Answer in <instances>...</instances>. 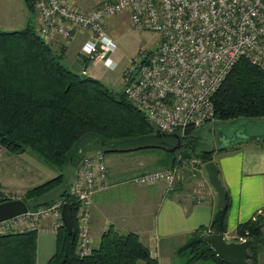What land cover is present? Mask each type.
Listing matches in <instances>:
<instances>
[{
    "label": "trees",
    "instance_id": "1",
    "mask_svg": "<svg viewBox=\"0 0 264 264\" xmlns=\"http://www.w3.org/2000/svg\"><path fill=\"white\" fill-rule=\"evenodd\" d=\"M23 1L35 15L32 0ZM212 103L213 120L218 123L241 118L264 119V70L246 59L238 60L214 93ZM130 117L136 121L133 130L129 128ZM196 128L188 127L181 148L169 153L174 156L172 165L180 155L196 157L202 164L213 161L215 149L199 147ZM155 130L123 93L114 95L98 79L87 75L82 79L65 67L32 24L21 30L0 31V150L12 154L29 150L58 169L57 175L25 192L22 200L26 203L35 200L36 207L50 202L44 198L62 184V169L76 164L83 152H109L94 144L95 141L137 137ZM134 150L138 149L117 152ZM2 191L0 186V196ZM59 197L71 203L73 230L71 234L64 227L57 230L55 249L46 264H136L138 261L158 264L137 234L120 232L112 225L103 231L89 255L78 256L75 203L67 189ZM225 202L224 208L214 210L210 223L194 231L177 250L189 254L183 264L198 260L228 264L204 240L206 234L227 231L230 207L227 194ZM263 223L264 216L256 215L238 223L234 230L235 236L252 240L249 250L252 264H258V256L264 252ZM36 238L34 232L0 235V264H36Z\"/></svg>",
    "mask_w": 264,
    "mask_h": 264
},
{
    "label": "built area",
    "instance_id": "2",
    "mask_svg": "<svg viewBox=\"0 0 264 264\" xmlns=\"http://www.w3.org/2000/svg\"><path fill=\"white\" fill-rule=\"evenodd\" d=\"M37 18V35L45 42L53 36L69 40L76 32L88 37L81 46L87 61L113 67L110 55L116 49L107 34L109 17L125 11L139 30L159 35L155 52L142 55L129 67L134 72L124 87L126 99L156 129L181 139L188 127L213 120L212 97L240 59L264 70V0H105L84 10L72 0H32ZM192 174L203 170L196 157H177L172 166L133 175L128 182L139 186L163 183L173 186L182 179L184 168ZM204 171V170H203ZM107 168L101 150H88L78 160L67 191L76 207V246L80 257L94 247L90 233L92 196L107 188ZM20 194L4 190L0 202ZM70 202L58 197L46 204L0 222V235L37 232L54 234L63 227L60 212ZM258 211L257 215H261ZM227 241L242 242L224 233Z\"/></svg>",
    "mask_w": 264,
    "mask_h": 264
},
{
    "label": "crops",
    "instance_id": "3",
    "mask_svg": "<svg viewBox=\"0 0 264 264\" xmlns=\"http://www.w3.org/2000/svg\"><path fill=\"white\" fill-rule=\"evenodd\" d=\"M28 23L36 30V14L27 9L23 0H0V31L21 30ZM87 37L85 32H76L67 41L53 36L48 43L65 67L78 74L86 73L83 65L87 59L81 46ZM76 55L86 59L83 64ZM101 67L107 68L102 62L92 63V68L86 75L98 79V69ZM148 149L151 150L108 152L109 154L104 155L111 162V167L106 166L107 188L92 196L90 233L94 246L110 225L120 232L135 233L158 264H170L172 255H176L179 246L198 228L210 223L214 210L218 208V199L206 173L202 170L194 175L188 167L184 168L182 179L171 187L163 183L139 186L128 182L133 175L168 167L174 163V156L169 155V151L158 149L159 152H155L152 150L155 148ZM214 149L213 161L230 202L226 233L234 235L238 223L254 218L260 210L261 216H264V140L239 143L233 148L222 150ZM5 152L0 150V157ZM43 165V174L40 175H57L56 167ZM75 166L76 164L67 165L61 171L63 180L66 179L65 174H69L67 186L74 176ZM15 177L20 176L16 173ZM37 178L39 177H35V180ZM19 180L25 182L23 177ZM0 186L2 190H8L2 182ZM13 186L25 189L20 183ZM53 192L50 194V201L58 198L61 193ZM24 194L18 199H22ZM30 201L34 202L33 205L37 203L35 200ZM53 245L55 247V239ZM263 255L264 252L259 254L258 264H264ZM203 261L204 264H215ZM136 264L143 263L138 261Z\"/></svg>",
    "mask_w": 264,
    "mask_h": 264
},
{
    "label": "rangeland",
    "instance_id": "4",
    "mask_svg": "<svg viewBox=\"0 0 264 264\" xmlns=\"http://www.w3.org/2000/svg\"><path fill=\"white\" fill-rule=\"evenodd\" d=\"M74 4L78 7L84 8V10H88L94 8L100 4H102L105 0H72ZM106 31L107 34L114 40L116 49L110 55L111 59L114 61L113 67L103 68L101 67L99 70L100 77L98 80L106 87L109 91H111L114 95H121L123 93L124 87L129 83V80L133 77L134 72L130 75L129 67L133 66L142 55H151L155 52V49L158 44L159 35L156 32L151 30H139L136 29L131 22L129 21L128 15L125 11L119 12L111 17H109L106 21ZM67 41L66 39H63ZM80 59L81 63L86 60L82 56L76 55ZM85 66L86 73L92 68V63L88 60L85 61L83 67ZM130 125L129 128L131 130L136 128V121L130 117L128 120ZM220 123L211 120L203 125L196 128V135L200 137V145L199 147L205 148H214L215 144L213 142L214 128ZM88 146V147H87ZM86 147L90 149L91 145H87ZM94 149V148H93ZM151 149H145L142 151H149ZM155 152H159L158 149H152ZM5 151V150H4ZM2 152V151H1ZM8 151L0 157V182H2L3 186H6L8 190H4L9 194H23L27 191V189H31L47 180L50 179V176L46 174V177L42 175L41 170L45 167L43 164H47L39 157H37L33 152L26 150L25 153L21 154H12ZM20 154V155H19ZM84 152L82 153L83 156ZM109 154L104 153V155ZM81 156V157H82ZM80 157V158H81ZM79 158V160H80ZM44 162V163H43ZM106 166H109L111 162L105 158ZM77 164V162H76ZM48 165V164H47ZM69 167V166H68ZM67 167V168H68ZM111 166H109L110 168ZM48 168V167H47ZM50 170V168H48ZM67 170V169H66ZM64 170V171H66ZM18 173L20 177L25 178V182L15 177V174ZM40 173H42L40 175ZM58 174V172H56ZM69 174H65V180L62 181V184L57 188L55 193L62 192L67 188ZM35 177H39L35 180ZM25 189L18 188L13 186L18 185L19 183ZM1 189H3L1 187ZM16 189V190H11ZM53 192V193H54ZM2 193V192H1ZM50 199V195L45 197L44 199ZM23 199V198H22ZM43 199V198H42ZM33 201L28 203V207L33 206ZM263 236H264V223L262 226ZM29 233V232H24ZM17 233V234H24ZM36 238V263L37 264H46L47 259L52 254L55 249L53 245V239L55 234L47 229H41L37 232ZM186 242L179 246L181 248L187 243ZM96 243V242H95ZM178 248V249H179ZM177 249V250H178ZM51 250V251H50ZM176 250V252H177ZM189 257L188 252H177L176 255H172V259L170 260V264H183L187 261ZM202 262V263H200ZM212 262V261H210ZM204 264L203 260H198L194 264ZM214 263V262H213ZM263 263H264V255H263Z\"/></svg>",
    "mask_w": 264,
    "mask_h": 264
},
{
    "label": "water",
    "instance_id": "5",
    "mask_svg": "<svg viewBox=\"0 0 264 264\" xmlns=\"http://www.w3.org/2000/svg\"><path fill=\"white\" fill-rule=\"evenodd\" d=\"M80 78H86L85 72L79 73ZM213 142L217 150L233 147L236 144L248 141L264 140V119H235L228 122L220 123L214 128ZM101 149L109 152L123 151L129 149L141 148H164L169 152L179 150L182 146V139L174 133H163L156 129L152 134L140 135L137 137H128L117 140L101 139L95 141ZM207 180L213 188L218 199V208L225 207L226 191L222 186L218 169L214 161L203 164ZM27 205L22 199L6 200L0 202V222L13 216L26 212ZM63 227L68 234L72 233L73 222L71 217V205L64 203L60 212ZM204 240L210 245L216 256L228 264H252L249 259V252L252 240L246 239L242 242H227L222 234L209 233L204 236Z\"/></svg>",
    "mask_w": 264,
    "mask_h": 264
}]
</instances>
